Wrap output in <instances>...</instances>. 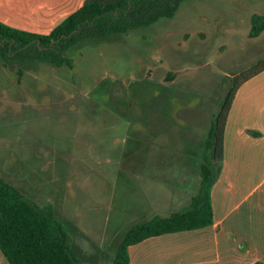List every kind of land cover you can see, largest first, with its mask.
Segmentation results:
<instances>
[{
  "label": "rangeland",
  "instance_id": "1",
  "mask_svg": "<svg viewBox=\"0 0 264 264\" xmlns=\"http://www.w3.org/2000/svg\"><path fill=\"white\" fill-rule=\"evenodd\" d=\"M254 12L264 13V0H186L172 18L80 42L66 52L72 67L0 56V175L19 185V163L4 160L6 145L18 155L20 139L58 138V159L40 164L44 171L53 167L55 176L36 188L25 183L36 198L26 189L23 194L39 204L61 203L60 220L73 222L88 237L72 240L79 264H111L104 254L112 256L125 230L151 216L130 208L121 184L129 180L123 172L132 155L165 153L179 182L188 178L181 165L198 175L210 118L230 78L264 57V31L248 36ZM46 102L52 110L40 104ZM72 111H84L82 121L101 111L106 122L125 125V138L101 143L121 162L109 163L102 173L106 163L93 161L99 152L89 151L92 145L87 153H70ZM193 180L177 191L179 203L166 212L187 205L198 187Z\"/></svg>",
  "mask_w": 264,
  "mask_h": 264
},
{
  "label": "crops",
  "instance_id": "2",
  "mask_svg": "<svg viewBox=\"0 0 264 264\" xmlns=\"http://www.w3.org/2000/svg\"><path fill=\"white\" fill-rule=\"evenodd\" d=\"M83 1L0 0V21L20 29L48 33ZM40 104L53 109V105L49 106L47 102ZM70 113L74 114L70 118L73 128L67 137L71 154L87 153L89 145H92L89 151L99 152L93 156V161L106 163L102 166V173L106 171L109 163L122 161L106 152L105 145L101 143L125 138L123 132H127V128L123 123L106 122L105 117L100 116L101 113L104 114L101 111L95 118L88 116L87 121H82L83 117L80 116L86 114L84 111ZM159 145L158 143V147ZM19 147L16 155L10 151V146L6 145L4 160L19 163V185L15 182L12 184L22 193L24 189L28 190L29 194L36 198L25 183L35 184L33 187L36 188L41 184L40 181L45 179V183L50 184L49 180L55 176L53 167L44 171L40 164H52L58 159V138L32 142L20 139ZM12 156L17 158L11 159ZM167 158L165 153H146L132 155L130 160L128 159L130 163L123 172V178L129 180L121 184L130 196L132 210L148 212L151 216L168 215L172 211L166 212L165 208L171 207L173 202L179 203V189L186 190L194 178H197L199 184V172L198 175H193L184 165H181L180 171L188 177L187 180L179 182L176 177L172 179L171 167L168 164L171 160L168 161ZM140 162L143 164H139ZM56 188L52 189V194ZM197 188L191 191L189 198ZM56 192L58 193V190ZM256 192L257 198L248 202ZM210 198L213 210L212 224L150 236L134 243L128 247L130 263L249 264L257 260L264 263V71L240 85L234 94L224 127L221 169L211 187ZM60 205L61 203L59 206L58 203L52 204L58 219L60 218L56 210H62ZM236 209V215L232 217ZM6 262L3 256L0 264H8Z\"/></svg>",
  "mask_w": 264,
  "mask_h": 264
},
{
  "label": "trees",
  "instance_id": "3",
  "mask_svg": "<svg viewBox=\"0 0 264 264\" xmlns=\"http://www.w3.org/2000/svg\"><path fill=\"white\" fill-rule=\"evenodd\" d=\"M186 0H84L48 33H37L0 21V56L4 61H46L72 67L66 52L82 41L111 38L130 29L172 18ZM264 31V13L250 16L249 37ZM264 71V57L234 74L210 118L199 166L198 188L186 206L168 215H153L132 223L124 232L111 264H131L128 247L147 237L212 224L211 187L221 169L223 136L234 94L244 82ZM21 72H19L20 74ZM75 235L84 236L69 220L56 217L52 204H39L0 175V251L8 264H79ZM249 264H264L254 261Z\"/></svg>",
  "mask_w": 264,
  "mask_h": 264
}]
</instances>
